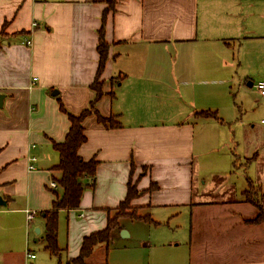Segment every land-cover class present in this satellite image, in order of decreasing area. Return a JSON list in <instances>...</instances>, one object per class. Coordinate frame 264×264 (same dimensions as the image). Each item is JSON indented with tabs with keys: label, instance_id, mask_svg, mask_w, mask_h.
I'll list each match as a JSON object with an SVG mask.
<instances>
[{
	"label": "crops",
	"instance_id": "0c3cea01",
	"mask_svg": "<svg viewBox=\"0 0 264 264\" xmlns=\"http://www.w3.org/2000/svg\"><path fill=\"white\" fill-rule=\"evenodd\" d=\"M110 1L0 0V264H51L45 212L62 192L53 141L70 128L61 103L79 114L96 97L103 15L109 48L96 106L120 123L84 120L78 153L98 160L96 182L77 208L58 212V264L107 227L129 181L141 191L131 204L153 221L135 220L161 229L187 216L184 235L164 228L157 243L142 239L146 260L264 264V223L246 222L257 209L243 197L252 182L264 207V95L255 89L264 80V0ZM206 110L215 116L198 115ZM239 166L240 196L232 184ZM123 218L113 236L138 240L140 225ZM108 257L100 243L87 264Z\"/></svg>",
	"mask_w": 264,
	"mask_h": 264
},
{
	"label": "trees",
	"instance_id": "16d2710c",
	"mask_svg": "<svg viewBox=\"0 0 264 264\" xmlns=\"http://www.w3.org/2000/svg\"><path fill=\"white\" fill-rule=\"evenodd\" d=\"M115 2L116 0H111L110 5L113 7ZM104 28L105 15L102 17V26L99 30L100 35L97 45L99 64L96 78L91 85V87L96 91V97L91 100L90 105L83 109L79 114H73L67 111L61 103V109L67 113L68 118L70 119V128L65 139L60 142L53 141L54 147L60 154V160L56 165V168L61 171V177L58 179L56 178V180L59 187L62 189V192L60 194L57 192L52 208L45 212L46 222L45 232L43 234L46 242L45 248L55 256H60L61 252L57 243L59 210L62 208H77L80 205V200L84 190L87 187L94 186L96 182V168L98 160L95 158L85 160L78 153L79 147L86 141L84 120L90 115H95L98 122L103 124L105 127H116L119 126L120 123L114 115L104 116L101 114L96 106L97 100L103 93V81L101 80V74L108 58L109 44L105 40ZM198 115L215 116V112L206 110L198 112ZM155 186L156 185H151L149 190L153 189ZM259 190L260 187L252 182H249L248 188L243 191L244 200L252 203L257 209L256 215L253 218L246 220L248 223H264L263 199L261 202H258L254 197ZM140 193L141 191L137 189L135 185H132L131 181H129L127 196L116 208V210H118L123 203L130 206L131 199L138 196ZM120 217L153 221L149 214L139 215L131 212H118L116 216L109 218L105 229L84 236L79 255L68 259L65 264H87V258L92 254L96 245L100 243H106L109 245L113 238V231L116 229L119 230L123 227L120 222Z\"/></svg>",
	"mask_w": 264,
	"mask_h": 264
},
{
	"label": "rangeland",
	"instance_id": "374dc122",
	"mask_svg": "<svg viewBox=\"0 0 264 264\" xmlns=\"http://www.w3.org/2000/svg\"><path fill=\"white\" fill-rule=\"evenodd\" d=\"M262 117H264V115ZM201 166H202L201 171L203 167L205 168L209 167L208 164L206 165L201 164ZM241 172H243V170L241 169V166H239L237 168H234L233 173H232L233 175L232 184L236 187L238 196H240V191L246 187V184L244 183L242 179L243 177L242 175H240ZM236 175H238V177ZM202 178H201V182H203ZM211 180H215L217 183H219V181H217L215 177L207 178V182ZM200 186L202 187V185H199V188ZM234 186H230V187L233 188ZM228 193L230 192L228 191L227 194ZM254 197L258 202H261L263 199V196H254ZM139 210H140V207L137 205H132L131 202H130V206L129 205L127 206L126 203H123L119 207V209L115 211L114 216H116L118 212H131V213L138 214ZM120 219H124V218L120 217ZM130 221L133 222L135 225H140L137 227L140 228L139 232L141 233V237L138 240H136L134 238L132 239L129 237H123L122 233L120 236L118 234H115L111 242L109 243L110 257H108V264H163V263H166L167 261L159 257H157L154 261L146 260V258H144V254L142 255V252H146L147 250H149V248L146 247L144 249V246L141 245L142 242L146 240L145 242L152 241L154 243H157V241L159 240H157L156 238L161 239L164 236L166 237V233L164 231H161V233H158L157 230H165L166 228L167 230L169 228L172 235L174 236H177V235L181 236V235H184V233H186V226H185L186 221H187L186 213H181L179 217L173 219L169 224L162 225L163 227H161V229H154V228H159V227H149L152 224L146 223L144 221L135 220V219H132V220L127 219L126 222L128 225L131 224ZM161 221H164V220H161ZM149 229H152V231H150ZM157 233L161 234L162 237L159 236ZM35 252H38V251L36 250ZM104 256H105V250L103 249L97 253V256L93 260L95 263L104 261ZM178 261L181 262V260L179 259ZM170 262H172V264H178L177 260L174 257H171ZM51 264H58V258H56L55 255L51 257Z\"/></svg>",
	"mask_w": 264,
	"mask_h": 264
},
{
	"label": "built area",
	"instance_id": "2783aa9c",
	"mask_svg": "<svg viewBox=\"0 0 264 264\" xmlns=\"http://www.w3.org/2000/svg\"><path fill=\"white\" fill-rule=\"evenodd\" d=\"M27 43H31L30 40H27ZM256 88L258 89V91L264 95V80H261V81H258L256 84H255ZM264 122V120H263ZM33 159H35V157H33ZM31 168H33V166H31ZM50 186L52 188H57L58 187V184L55 180H51L50 181ZM26 212H27V218L28 219H32L35 215V210H32V209H26ZM28 256H34L33 254H31L30 252H28Z\"/></svg>",
	"mask_w": 264,
	"mask_h": 264
},
{
	"label": "water",
	"instance_id": "95a60500",
	"mask_svg": "<svg viewBox=\"0 0 264 264\" xmlns=\"http://www.w3.org/2000/svg\"><path fill=\"white\" fill-rule=\"evenodd\" d=\"M2 98H3V96L2 95H0V100H2ZM4 204V203H6V202H4V201H2V197H0V204Z\"/></svg>",
	"mask_w": 264,
	"mask_h": 264
}]
</instances>
